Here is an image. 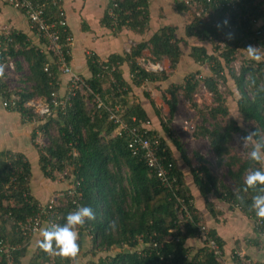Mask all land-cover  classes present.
Returning a JSON list of instances; mask_svg holds the SVG:
<instances>
[{
  "label": "trees",
  "instance_id": "trees-1",
  "mask_svg": "<svg viewBox=\"0 0 264 264\" xmlns=\"http://www.w3.org/2000/svg\"><path fill=\"white\" fill-rule=\"evenodd\" d=\"M50 1L47 16L56 18L58 7ZM174 8L178 12L188 10L182 0L176 1ZM244 8L264 24V0H247ZM149 12L148 0H109L102 22L112 28L115 34L124 28L142 34L149 28ZM225 30L227 29H217L213 22L201 18L191 19L185 28L187 36L210 43L216 53L209 54L206 47L194 45L190 55L196 62H208L211 74L191 72L181 84L171 83L167 89L170 97L162 95L169 108L167 111L156 106L155 100L147 91L144 90V94L155 111L161 130L167 134L190 168L193 182L206 198V206L211 215L217 218L219 214L214 201L208 199L209 194L214 193L250 217L255 213L251 208L252 197L262 186H247L245 177L249 171L264 169V163L252 161L249 156L241 157L233 149L235 137H242L248 131L230 116L227 98L220 89L219 79L225 83L228 81L227 75H230L234 80L240 93L237 101L238 113L245 123L250 124V130L257 133L253 139L254 143H264V60L245 58L240 72H236L231 67V63L237 58L236 55L242 50H247L251 43L260 37L252 26L244 36L234 35L227 42L225 49L217 52L219 45H215V39L226 32ZM30 31L10 28L12 42L7 48L10 56L22 57L28 64L29 73L21 78L26 86V90L23 89L24 92L21 93L23 100L49 97L51 92L66 95L71 79L66 75L67 88L64 92L60 91L61 78L64 75H61L48 53L42 51L40 46L46 39L40 38L37 30L31 26ZM66 35H71L68 26L67 33L61 35L62 39H65ZM181 42L182 39L177 36V26L168 24L133 45L130 52H124L123 55L111 54L108 59L103 60L96 53L89 52L87 64L91 74L83 78L90 85L91 94L77 92L72 96V105L65 111L55 109L48 119L38 120L37 126L33 128L32 142L37 148L42 175L47 181L56 182L67 170L66 188L75 186L81 194V198L76 199L77 203L71 197H58L55 209L61 216L59 226H64L69 212L83 205L91 206L96 218L87 221L86 225L76 227L79 250L75 256H64L58 250L45 252L38 244L29 264H73L80 254L91 255L88 264H223L208 247L197 249L194 245L195 238L202 239L199 228L205 225L206 221L194 202L190 204L193 196L167 140L160 137V154L165 156L167 163H172L170 174L176 179L175 186L193 213V219L185 222L183 227L178 218L177 201L171 190L163 185L141 156L131 152L126 135H115V125L108 120L106 109H98L95 105L88 106V102H94L95 94H99L109 108L119 106L122 117L129 125H139L151 120L147 109L140 102H130L132 86L124 79L120 66L125 62L129 65L133 84L137 86L147 81L166 80L171 72L148 71L139 60L144 51L149 50L152 55L149 59L153 63H161L164 58H168L171 68L175 69L183 54ZM261 43L264 45V35ZM71 59L72 55H69L67 60L70 65ZM15 63L16 70L20 72L23 67L20 62ZM47 63L50 69L45 71ZM226 68L228 73L225 72ZM4 77L2 72L0 91L8 90ZM201 84L211 92L213 101L209 105L199 107L201 123L197 126V133L208 137L218 164L227 165L234 188L211 170L205 156L198 152L188 155L184 143L172 126L179 103L178 94L183 92L184 96L193 102L192 105L198 107L193 100V94ZM15 111L28 120L35 118L34 111L23 105ZM52 127H56L54 135L51 133ZM149 129V135L158 134L159 130L153 125L150 124ZM37 131L48 136L49 143L44 148L35 143L39 138ZM74 148L78 154L72 153ZM9 159L13 161L9 163ZM14 165L22 167V173H18ZM31 166L30 160L21 152L0 151V243L5 245L4 249H10L11 245L19 246L12 251L16 264H22L23 258L29 254L31 239H25L16 231V222L38 212L40 202L44 205L50 203L53 196L64 191L61 189L64 184L61 183L57 188L59 192H54L46 201L36 198L32 193ZM6 214H9V217L5 219L3 216ZM47 227L49 226L45 223L42 229ZM88 227L91 229L86 232ZM207 230V235L213 237L223 249L225 242L216 229L207 227ZM40 233L41 231L38 234ZM87 237L91 240L89 251L84 250ZM0 264H8L5 251H0ZM257 264H264V261H258Z\"/></svg>",
  "mask_w": 264,
  "mask_h": 264
},
{
  "label": "built area",
  "instance_id": "built-area-1",
  "mask_svg": "<svg viewBox=\"0 0 264 264\" xmlns=\"http://www.w3.org/2000/svg\"><path fill=\"white\" fill-rule=\"evenodd\" d=\"M182 1L187 6V12L192 16V18H201L205 21L213 22L214 25H216L218 21L227 18L229 20V26L225 31L231 32L233 36L236 34L244 36L246 32L253 26L257 36H259L260 39L252 42L250 46L256 48V53L264 57V45L261 43V39L264 35V24L262 23L261 19L252 17L251 13L246 10L247 8H244L247 0ZM50 2H52V5L58 7V16L56 18H49L47 16L49 0H0V6L3 4H8L24 13L31 28L37 30V35L40 38L42 37L46 39V42L42 43L40 46L42 51L48 53L51 60H53V62L58 67L61 75H67L71 79L66 95H60L57 92H51L49 97L23 100L21 93L24 92L23 89L26 90V87L24 86L23 88L17 89L15 86L11 85V80L15 81L13 77L16 76L18 71L16 70L15 59L7 52V48L12 42V38L9 34L10 29L6 26L2 28V31L0 32V67H2V72L5 75L4 80L8 85V90L0 91V101L3 104V107L9 111L18 110L21 108V105L27 109H32L34 111L35 117L32 122H38L40 118L48 119L53 115L55 109H61L65 111L69 105H72V96L77 92H85L90 94L92 92L90 85L84 81L83 75L74 71L67 60V57L72 55L73 38L71 35H66L65 39H62L61 37L63 33H67L68 22L67 18L65 17V11L62 6H58L60 3L59 0H51ZM224 33L225 32H223L219 38L215 39V45H219L218 50H216L217 52L223 51L227 42L230 40L225 38ZM135 44L136 43H134V41H129L126 52H130L131 47ZM146 51L149 52V56L151 57L152 55L149 50H145L144 54H148ZM214 53L216 52L213 48V54ZM240 54L241 53L239 52L236 57L239 58ZM150 57L147 58L143 55V57L139 60L141 65L146 70H165V66L161 65V63H152L150 66H146L145 59H149ZM236 59L232 62L233 66L236 65ZM240 66H237L238 69L235 70L238 73L241 69ZM49 69V63H47L45 65V71H48ZM222 84V79H219L221 90ZM205 89L206 88L204 85V90ZM7 93H9V95ZM209 93L211 94V92ZM94 105L98 109H106L108 112V120L112 121L115 125V135H126L129 139L128 147L131 152L134 155L141 156L146 161L150 170L158 175L163 185L167 186L171 190V193L174 195L177 201V212L181 227H183L185 222H188V220H192L193 213L190 210L189 205L186 203L185 198L179 195L177 186H175L176 179L170 174L172 163H167L165 156L160 154V135L156 133L149 135V126L151 121L147 120L140 123L139 125H129L126 119L122 117L119 111V106H115L114 109L109 108L99 96V94H95L94 102H88L89 107ZM99 116H101V113ZM37 132L39 134V138L36 139L35 143L44 147L46 143L42 140V138H44L43 132ZM73 151V154L79 153L76 148H74ZM164 151L165 150H162V152ZM12 161L13 159H9V163ZM14 169L18 173H22V167L14 165ZM65 174H67V170H65L59 178L65 179ZM66 196L71 197L75 203H77L76 199L81 198V194L77 191L75 186H68L66 189H64V191H60L55 196H53V199L50 201V203L48 202L44 205L42 202H40L41 207H39L38 212L26 219L18 220L16 222V231L22 234L25 239H29L30 237L38 234L45 223L49 227L52 225L59 226L61 216L59 215L58 210L55 209V204L58 203V197ZM190 204H193V200H190ZM3 217L6 219L9 217V214L4 215ZM250 218L253 222L256 237L259 238L264 245V218L257 217L255 213H253ZM90 229L91 228L88 227L86 232L90 231ZM199 230L202 234V239H195L201 240L203 242V247H208L220 262L226 263L229 260L231 264H257L256 261H253L249 257L248 253L244 249H237L226 256L224 248L221 249L218 242L213 237L207 235L208 230L205 225L200 226ZM170 238L172 237H168V239ZM0 244V251L6 252L8 264H16L14 257L12 256V251L19 246L11 245L10 249H4L6 248L5 245L2 243Z\"/></svg>",
  "mask_w": 264,
  "mask_h": 264
},
{
  "label": "crops",
  "instance_id": "crops-1",
  "mask_svg": "<svg viewBox=\"0 0 264 264\" xmlns=\"http://www.w3.org/2000/svg\"><path fill=\"white\" fill-rule=\"evenodd\" d=\"M59 1L65 11L68 27L73 38L71 66L74 71L80 73L83 76L88 77L91 74L87 64V54L89 52L96 53L103 60L108 59L111 54L123 55V53L126 52L129 41L134 40V42L139 43L143 39H147L150 34H152V32L158 30L161 26L168 24L177 26V36L179 35V37L182 39V42L180 43L181 47L183 44H186L188 42V39L190 38V36H187V34L185 33V28L190 22V20H187V11H176L178 13L177 17H174L172 15V19L174 21L169 20L170 16H167V14L165 15V17L161 16L159 17V20L158 18L156 20L157 13H155L154 11L156 6L165 5L164 1L166 2V4L170 3L168 0H148L151 19L149 28L142 34L136 33L129 28H124L118 34H115L112 28L107 27L106 24L102 22L104 13L109 5V0ZM29 25L30 24L28 19L21 10L16 9L8 4H3L0 6V32L5 26L9 29L12 28L19 31L22 30L28 32L30 31ZM193 39V36H191L190 40ZM192 45L204 46L207 48L208 53L211 54L210 50L212 46L206 41H197L195 43L192 42ZM191 58L193 57L191 56ZM165 59L168 58L163 59L165 62V71L169 73L171 72L169 74V78L166 80L147 81L144 82L141 86L133 84L130 68L126 62L120 66V69L123 72L124 79L128 82V84L132 86V92H130V102H140L141 105L147 109V112L151 119V125L159 130L157 131V133L160 135V137H164L167 140V143L173 150L178 167L183 171L185 175V180L190 188L195 206L199 210L200 214L205 218V221L208 223V225L216 229L218 235L225 242V255L228 256L230 253L237 249H244L248 254L252 255V257L259 260L264 253V248L260 246L261 243L256 237L254 227L252 225V220L249 219V217H247V215L244 214V212H242L240 209L236 208L235 206L232 207L229 202H226V200H224V198H219L214 193L209 194L208 199L214 201L215 208L217 211H219V214L217 215L218 220L216 219V217H213L211 215L206 206V198L195 186L193 178L191 176V170L188 167L187 163L182 159L180 152L172 144L167 134L161 130L157 118L155 117V119L153 116H151H156V114L154 109H152V106L148 102L146 95L144 94V89H146L145 91H147L158 88L164 91V89L169 87H167L166 82H168V85L173 82L177 83V80L175 81L171 78H180V76H182V74L180 73L184 72L185 70L186 55H184V51L181 60L178 62L176 68H171V71L167 69L168 64L166 63L167 60L165 61ZM152 63L153 62L150 59H145L146 66H150V64ZM193 63H195L194 60ZM61 79L62 83L60 91L64 92L67 88L66 82L68 77L64 75ZM163 109L165 110L164 107ZM165 111H167V109ZM37 124L38 122H32L31 120H28L26 117H23L18 111L7 110L3 107V104L0 101V151L11 150L13 152H21L26 155V157L32 163V193L40 201H46L51 197L53 192L51 191V189H48L47 179L42 175L41 172L39 176L35 177L36 173L40 170L37 148L32 142L33 128H35ZM194 137V139L198 141L200 140V138L205 139L206 136L195 133ZM180 138H182V136ZM206 138L208 139V137ZM184 148L188 155H192L194 152H198L207 158L204 152V148L206 147L202 148L196 146L193 149L191 148L190 153L188 152L190 147L184 145ZM52 184L57 185L56 189L59 187L58 181L53 182ZM251 235L254 236L253 240L249 239ZM41 239V234H36L31 237L29 242V254L23 258L22 264L30 263L31 256L36 250ZM90 243V238H85L84 250ZM83 257L85 256L80 254L77 261L73 264H78L79 260H82Z\"/></svg>",
  "mask_w": 264,
  "mask_h": 264
},
{
  "label": "rangeland",
  "instance_id": "rangeland-1",
  "mask_svg": "<svg viewBox=\"0 0 264 264\" xmlns=\"http://www.w3.org/2000/svg\"><path fill=\"white\" fill-rule=\"evenodd\" d=\"M168 1L170 3L166 4V2L164 1L165 5L156 6V8L154 10L155 13H157L156 20H157V18L159 20L160 19L159 17H161V16L165 17L166 14H167V16L168 15L170 16L169 20H172V21H174L172 19V15L174 17H177L178 13L176 12L174 7H175V2L178 0H168ZM191 19H193L192 16L190 14H188L187 20H191ZM178 37H179V35H178ZM190 39H191V37L188 39V42L186 44L182 45L184 55H186L185 70H184V72L180 73V74H182V76H180V78H177V77L175 79L171 78L172 80H175V81L177 80L176 81L177 84L182 83L185 76L191 72L201 71V74H203V75L204 74H206V75L211 74V66L209 65L208 62L207 63H200V62H196L193 58H191L190 53H191V47L193 46L192 42L195 43L198 41V39L194 38L193 39L194 41L190 40ZM38 42L39 41L37 39V43ZM134 43H136V42H134ZM147 53H148L147 55L144 54V57L148 58L150 56H149V52H147ZM210 53L213 54V47L211 48ZM240 53L241 54L239 55V58L236 59L237 60L236 65L233 66L231 63V67H233L234 70L238 69L237 66H240L242 64V61L245 58H248V57L252 58V56L249 54V52L247 50H242ZM257 55L260 57V60H264L263 56H260L259 54H257ZM14 59L16 62H20L21 66L23 67V69L20 72H18L15 77H13V79L15 81L11 80V85L15 86L17 89H19V88H23L25 86V84L21 81V78L23 79L29 73V70H28V64L26 63V61L22 57H16V58L14 57ZM193 60L195 63H193ZM165 61L168 64L167 69L169 71H171L169 59H165ZM161 65H163V66L165 65L164 60L161 62ZM225 72L228 73L227 68H226ZM227 77H228V81L222 84V91L224 92V94L227 98V103H228L229 109H230V116L233 117L234 119H236L237 123H239V125L243 129L250 132L251 131L250 130V124L245 123V121L240 117L238 110H237V107H238L237 101L240 97V93L237 89V86H236L234 80L230 77V75H227ZM166 85H167V87L169 86L168 82H166ZM205 88H206V86H205ZM167 89L168 88L164 89V91H162L161 89H158V88H156V89L154 88L152 90H147L151 94V97L154 100H156L157 106L161 107V108L164 107L165 110L166 109L168 110L169 108H168L167 103L163 100L162 95L165 94L167 97H170L169 93L167 92ZM144 90H146V89H144ZM178 98H179L178 108H177V111H176V113L172 119V126H173L174 130L180 135V137L182 136L181 139H182L184 145L187 147H190L188 150L189 153L191 152V148L193 149L196 146L202 147V148L206 147V148H204L205 149L204 152H205V155L207 156V159L209 161V167L211 168V170L220 179H222V181H224L227 185L234 188V181L229 175V169H228L227 165L218 164L217 156L212 151L211 145H210L208 139L206 137H205V139L200 138V140H198V141H196L194 139L195 138L194 135H195V133H197V126L200 125V123H201V119L199 118V117H201L199 114V107H203L204 105H209L210 103H212L213 97L208 92L207 88L204 90V85L201 84V87L196 91V93L193 94V100L196 101L198 107H194L192 105L193 102L189 101L184 96L183 92L178 94ZM151 116H153L154 118L156 117L155 115H151ZM51 133L53 135L56 133V127L51 128ZM242 137L240 135H237L235 137V139L233 140L232 147H233V149H235V152L238 153L241 157H246V156H248V153L252 150V145H255V143H254V141H251L248 144H244L242 142V139H241ZM42 140L45 141L46 145L49 143L48 136H44V138H42ZM42 148H44V147H42ZM40 172L41 171L39 170L36 173L35 177L39 176ZM47 182H48L47 183L48 189H51V191L53 193L59 192V190L56 189V186L54 184H52L53 182H51V181H47ZM58 182H59V186L61 183L64 184L61 187L62 190L66 189L65 179H58ZM249 219H251V218L249 217ZM205 225L208 228L210 227L207 222ZM252 225H253V222H252ZM252 235L250 236L249 239L253 240L254 236H252ZM260 243H261L260 246L262 248H264L263 243L262 242H260ZM194 245L198 249V248L203 246V242L202 241L199 242V240L195 239ZM89 248H90V244L88 245V247L85 250L89 251L88 250ZM248 255L253 261H256V262H258V261L263 262L264 261V253L262 254L261 259H259V260L252 257V255H250V254H248ZM90 259H91V255H86L85 257H83L82 260H79L78 264H88ZM223 264H231V263L228 260V262H226V263L223 262Z\"/></svg>",
  "mask_w": 264,
  "mask_h": 264
},
{
  "label": "clouds",
  "instance_id": "clouds-1",
  "mask_svg": "<svg viewBox=\"0 0 264 264\" xmlns=\"http://www.w3.org/2000/svg\"><path fill=\"white\" fill-rule=\"evenodd\" d=\"M229 20L224 18L217 22V29L227 28ZM226 39H232L231 32L224 33ZM247 51L253 59H260L256 53V48L249 46ZM0 74H2V67H0ZM257 133L250 131L241 139L244 144L253 141ZM252 161L264 163V143H257L253 146L252 150L248 153ZM245 184L249 187L262 186L260 191L252 197L251 208L255 211L257 217L264 218V169H257L249 171L245 177ZM96 213L91 206L83 205L76 208V210L69 212L66 215V223L64 226L52 225L41 230L42 239L39 246L45 252H56L64 256H75L79 250L78 247V233L77 226L84 225L87 221L94 220Z\"/></svg>",
  "mask_w": 264,
  "mask_h": 264
}]
</instances>
